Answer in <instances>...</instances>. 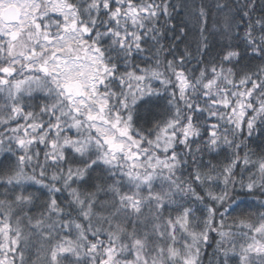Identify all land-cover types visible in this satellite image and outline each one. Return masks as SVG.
<instances>
[{"label":"snow or ice","instance_id":"6c2138e0","mask_svg":"<svg viewBox=\"0 0 264 264\" xmlns=\"http://www.w3.org/2000/svg\"><path fill=\"white\" fill-rule=\"evenodd\" d=\"M205 260L264 264V0H0V264Z\"/></svg>","mask_w":264,"mask_h":264},{"label":"trees","instance_id":"16d2710c","mask_svg":"<svg viewBox=\"0 0 264 264\" xmlns=\"http://www.w3.org/2000/svg\"><path fill=\"white\" fill-rule=\"evenodd\" d=\"M248 200L249 201H251V198H248ZM215 234H213V237H212V240H211V243H212V247H209L208 249H207V252L208 253H211L212 252V250H213V247H214V245H215ZM205 264H207V260H205Z\"/></svg>","mask_w":264,"mask_h":264}]
</instances>
